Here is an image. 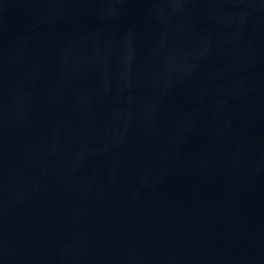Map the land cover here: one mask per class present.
<instances>
[{
  "label": "water",
  "instance_id": "95a60500",
  "mask_svg": "<svg viewBox=\"0 0 264 264\" xmlns=\"http://www.w3.org/2000/svg\"><path fill=\"white\" fill-rule=\"evenodd\" d=\"M0 264H264V0H0Z\"/></svg>",
  "mask_w": 264,
  "mask_h": 264
}]
</instances>
